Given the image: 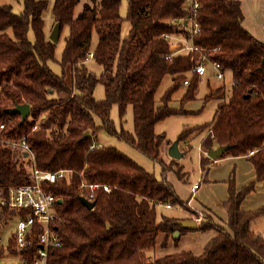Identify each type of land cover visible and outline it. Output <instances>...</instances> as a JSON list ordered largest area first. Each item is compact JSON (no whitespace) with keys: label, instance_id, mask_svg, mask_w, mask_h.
Instances as JSON below:
<instances>
[{"label":"trees","instance_id":"obj_1","mask_svg":"<svg viewBox=\"0 0 264 264\" xmlns=\"http://www.w3.org/2000/svg\"><path fill=\"white\" fill-rule=\"evenodd\" d=\"M123 1L85 0L78 12L81 0L54 1V23H61L60 34L68 26L58 59L61 73L49 64L56 59L57 42L45 29L48 0H23L20 13L11 4H0V220L23 215L2 200L12 186L30 181L31 163L42 170L66 172L47 184L63 199L56 204L54 227L60 245L51 249V264H264V236L251 227L264 208L241 206L256 182L264 181V41L244 26L240 0H196L195 9L193 0H127L126 17L121 13ZM189 17L199 26L193 35ZM125 18L130 29L123 36ZM165 34L173 38L178 34L198 49L173 51ZM91 53L102 67L99 75L87 65ZM204 55L218 62L223 72L231 71L233 80L229 94L225 83L209 84L203 102L221 99L216 116L192 130L209 127L202 138L206 151L228 146L219 158L248 156L255 179L241 187L234 177L228 180L225 223L197 220L195 229L217 232L201 253L181 250L151 258L147 250L158 246L160 233L165 234L164 245L176 231L192 229L181 222L189 216L159 218L157 206L189 208V200L181 198L167 177L159 179L117 147L100 144L98 134L101 129L116 133L162 163L163 171L173 170L187 181L178 158L170 155L168 163L163 159L166 138L156 132V124L187 112L184 105L195 99L201 79L192 68ZM169 74L172 82L158 101L155 94ZM99 82L105 89L102 99L94 93ZM184 84L180 106L174 107V94ZM24 103L35 120L10 112ZM114 104L121 113L132 105L134 133L117 130L111 117ZM37 122L40 127L33 129ZM192 130L180 133L178 145ZM86 131L90 135L83 139ZM23 139L33 153L28 159L9 143ZM214 161L208 154L202 157L203 170L207 172ZM91 183L99 186L92 190ZM82 197L91 199L93 207L85 205ZM13 243V234L6 246L0 243V259ZM31 248L38 249V241Z\"/></svg>","mask_w":264,"mask_h":264},{"label":"rangeland","instance_id":"obj_2","mask_svg":"<svg viewBox=\"0 0 264 264\" xmlns=\"http://www.w3.org/2000/svg\"><path fill=\"white\" fill-rule=\"evenodd\" d=\"M54 1L55 0H48L49 6L43 14L45 29L49 33V37L56 24L54 23V14L52 11ZM84 1L85 0H81L77 5V12L81 9ZM0 4H11L14 11L17 13H20L24 8L23 0H0ZM127 8V0H124L121 5V13L124 17H126ZM129 29L130 22L125 18L122 35H127ZM67 33L68 26H65L62 34L59 36V40L57 41L56 59L49 61L53 70L58 73H61L62 71L58 59L61 57L64 49ZM28 35L29 38H34L32 28L29 29ZM179 36L180 35L176 34L175 37ZM93 38L96 43V34H94ZM171 40L173 41L172 43H179V40L176 38ZM87 65L98 75L102 72V67L92 56L88 58ZM216 73L217 71L212 64H209L207 72L201 76L195 99L188 101L184 105V109L187 110V112L175 113L157 122L156 132L165 135L166 138L162 146L161 154L167 163L170 162L171 159L169 148L172 143L178 139L182 131H191L196 125L209 123L214 120L221 99L215 98L204 104L203 101L205 95L209 91V84L213 87H217L225 83L228 89L226 93H230L233 80L231 71L228 70L223 72L224 76L222 78L217 77ZM171 82L172 75H166L155 94L158 101H160L161 96ZM185 89L186 85L184 84L175 92L173 100L171 101L172 106H180V99ZM94 93L98 99L105 97V89L101 82L96 85ZM111 117L114 120L118 131L124 128L134 133L135 127L132 105H129L124 113H121L119 106L114 104L111 109ZM208 131L209 127H203L194 132L192 130L187 137L186 142L181 141L179 144V149L183 152V156L178 158V160L183 167V171L186 172V177L188 178L187 181L180 179L173 170L163 171L162 163L142 153L136 146L120 138L116 133H110L105 129H101L98 134V142L100 144L117 147L120 151L130 156L147 170L154 173L157 178L162 179L167 177V179L174 184L176 191L181 198L183 200H189V208L183 207L180 204L170 207L164 204L158 205L157 212L159 218H161L162 214L177 217L189 216V219L198 220L199 223L201 220H213L215 223L221 224L225 223V220L227 219L224 201L228 197V180L231 177H234L237 186L241 187L255 179V172L251 162L243 156L221 157L215 160V163H213L207 172H205L201 166V158L208 154V151L203 147L202 138L208 133ZM183 146L188 147V150L184 152L181 148ZM28 168L30 170L32 169L31 163L28 164ZM195 183L199 187L192 190ZM243 206L247 207L246 209L249 210L264 208V181L256 182L255 191L251 192L243 200ZM19 218V215L13 214L4 221L0 220V243L4 246L7 245L9 238L15 232ZM251 227L264 236V213L252 221ZM216 233L217 232L214 229L201 230L192 228L187 233H173L164 245L161 244V241L164 239L165 234L160 233L158 235V246L147 250V253L151 258H158L181 250H191L199 254L203 251L207 241ZM6 264H9V261H7Z\"/></svg>","mask_w":264,"mask_h":264},{"label":"built area","instance_id":"obj_3","mask_svg":"<svg viewBox=\"0 0 264 264\" xmlns=\"http://www.w3.org/2000/svg\"><path fill=\"white\" fill-rule=\"evenodd\" d=\"M189 1L190 3L192 2V0ZM192 5L195 9L199 6V3L193 0ZM189 18L192 23L191 35H193L199 30V26L194 22L192 17ZM164 36L170 40L174 38L179 40V43H172L173 41L171 40V49L173 51H177L183 47L192 50L198 49L197 46H192L179 37L173 38L169 34H165ZM182 40L185 41L186 44H183L181 42ZM90 55L93 56L92 53ZM209 64H212L217 71V77L222 78L224 76L220 64L215 61H209L206 55L194 65L192 73L203 76L207 72ZM184 83L188 84L189 79H186ZM27 119L35 120L36 117L29 112ZM1 127H4V125H1ZM39 127L40 124L37 122L33 129ZM9 143L13 148L27 153L25 159L33 155L30 146L24 139L20 141H9ZM65 174L66 172L64 169L58 171L42 170L33 164L29 172L30 181L10 188L8 197L3 199L2 202L8 204L11 208L18 209L23 215H20L16 230L13 233V245L8 246L9 249H7V254L0 259L4 264H6L7 261H9V264H51L49 261L50 252L52 248L60 245V236L57 229L54 227L58 197L47 189V184L55 182ZM89 186L93 190L98 187L99 184L91 183ZM197 187L198 185L195 183L192 190H195ZM104 188L108 191L110 190L108 185H104ZM90 197H92V195H90ZM87 200L91 201L89 198H87ZM34 240L38 241V249L36 250L31 248Z\"/></svg>","mask_w":264,"mask_h":264},{"label":"water","instance_id":"obj_4","mask_svg":"<svg viewBox=\"0 0 264 264\" xmlns=\"http://www.w3.org/2000/svg\"><path fill=\"white\" fill-rule=\"evenodd\" d=\"M60 29H61V23L58 21L56 22L51 34L50 39L52 41L57 42L59 40L60 36ZM30 106L27 103L16 105L12 109H10L11 113H19L22 116V119L25 120L27 115L30 112ZM90 135L89 131H86V133L83 134L82 138L85 139ZM228 148V146H219L214 149H211L208 151V156H210L212 159L217 160L219 157L224 153V151ZM27 155V153H25ZM169 155L175 158H181L183 156V152L179 149L178 141L176 140L169 148ZM82 202L87 205L88 207H93L94 202L87 200L85 197L81 198ZM63 201L62 198H58V202L61 203ZM182 224L185 227L188 228H196L197 227V221L195 219H185L181 221ZM175 234H179V231H176ZM0 264H4L2 261H0Z\"/></svg>","mask_w":264,"mask_h":264},{"label":"crops","instance_id":"obj_5","mask_svg":"<svg viewBox=\"0 0 264 264\" xmlns=\"http://www.w3.org/2000/svg\"><path fill=\"white\" fill-rule=\"evenodd\" d=\"M240 1L244 13V20H243L244 26L250 32H252L256 37L264 41V0H240ZM243 157L249 160L248 156H243ZM241 206L243 207V209L247 208L243 206V202Z\"/></svg>","mask_w":264,"mask_h":264}]
</instances>
